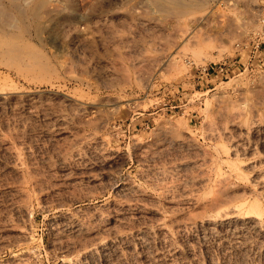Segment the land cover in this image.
I'll return each mask as SVG.
<instances>
[{
	"label": "rangeland",
	"instance_id": "rangeland-1",
	"mask_svg": "<svg viewBox=\"0 0 264 264\" xmlns=\"http://www.w3.org/2000/svg\"><path fill=\"white\" fill-rule=\"evenodd\" d=\"M0 264H264V0H0Z\"/></svg>",
	"mask_w": 264,
	"mask_h": 264
},
{
	"label": "bare ground",
	"instance_id": "bare-ground-1",
	"mask_svg": "<svg viewBox=\"0 0 264 264\" xmlns=\"http://www.w3.org/2000/svg\"><path fill=\"white\" fill-rule=\"evenodd\" d=\"M165 1H167V0H165ZM174 5H175V7H177V11L178 10H180V9H182L184 6L182 5V4H178V3H174ZM37 12H38V5H35V6H33L31 9H30V14L33 16V17H37L38 15H37ZM86 195V194H85ZM91 195V194H90ZM87 196H89V195H87ZM95 195L93 194L92 195V197L90 196L89 198H86V199H83V200H78L77 202H75L74 201V203L73 204H71V206L72 205H76L77 203H81V204H83L84 205V202H86V201H88L89 203L91 202V201H94V200H97L98 199V197H94ZM82 199V198H81ZM100 200V199H99ZM87 204V203H86ZM105 204V203H104ZM69 206V205H68ZM82 206V205H81ZM95 206V205H94ZM79 207V206H78ZM93 207V206H92ZM68 209V208H67ZM70 210V209H69ZM253 212H255V211H253Z\"/></svg>",
	"mask_w": 264,
	"mask_h": 264
}]
</instances>
